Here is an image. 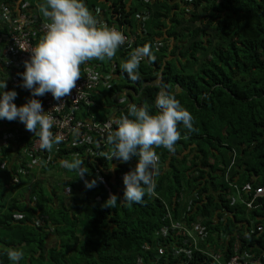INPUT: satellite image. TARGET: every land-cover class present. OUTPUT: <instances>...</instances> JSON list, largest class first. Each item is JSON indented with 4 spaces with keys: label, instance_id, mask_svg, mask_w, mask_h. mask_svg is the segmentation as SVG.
I'll return each instance as SVG.
<instances>
[{
    "label": "trees",
    "instance_id": "16d2710c",
    "mask_svg": "<svg viewBox=\"0 0 264 264\" xmlns=\"http://www.w3.org/2000/svg\"><path fill=\"white\" fill-rule=\"evenodd\" d=\"M26 3L30 9H39L45 0H0V5L13 8L21 4V9ZM84 3L98 21L126 31L130 26L129 33H134V27L139 25L136 15L143 10L149 13L148 20L140 23L142 33H136L141 47L150 45L155 62L148 57L140 62L137 81L130 80L121 66L114 73L126 78L130 92L143 93L137 106H147L151 113L157 111L155 101L160 86L165 87L192 114L196 131L188 132L181 124V139L174 152L163 147L155 149L162 164L155 190L146 194L142 202L132 204L123 200L125 186L120 176L135 167V156L126 163L119 161L113 170L111 160H90L84 149L64 148L60 143L61 149L51 164L30 171L23 146L1 147L2 155L10 160L7 167L0 163V264H12L7 250L20 247L24 258L19 264H139L140 260L142 264H180L185 257L174 259L172 252L158 258L162 237L159 233L166 223L163 201L176 200L179 205L182 195L191 196L195 191L205 194L206 202L191 218L201 216L207 225H212V213L223 199V195L214 192L230 191L233 183L252 182L264 187V0ZM157 39L163 46H155ZM117 51L125 63L130 53ZM95 63L101 64L104 73L112 68L106 59ZM157 77L162 79L160 84ZM112 85V89L100 88L106 101L92 98V111L102 123L110 119L111 106L118 113L115 119L128 115L126 105L112 101L113 92L122 84L114 80ZM11 127V122L0 119V136ZM92 136L100 140L96 133ZM24 139L30 140L29 135ZM109 149L112 150L111 145ZM15 154L22 155L19 159L26 157L24 163L17 164ZM73 159L84 161L89 171L86 180L96 178L98 170L106 175L112 194L118 197L114 208L105 206L109 193L101 182L96 179V186L88 189L76 171L64 170L65 178L59 177L55 186H46L43 176L51 174L57 162ZM21 166L25 170H20ZM114 174L116 181L111 182ZM63 185L71 187L70 198L62 194ZM97 193L102 196L101 201L95 199ZM260 213L264 215L263 211ZM17 214L23 218L17 219ZM174 216L178 218L176 211ZM228 225L214 227L237 228L232 220ZM51 233L66 239L51 246ZM170 241L174 243L171 235Z\"/></svg>",
    "mask_w": 264,
    "mask_h": 264
},
{
    "label": "clouds",
    "instance_id": "9594fccd",
    "mask_svg": "<svg viewBox=\"0 0 264 264\" xmlns=\"http://www.w3.org/2000/svg\"><path fill=\"white\" fill-rule=\"evenodd\" d=\"M39 11L46 20L45 33L28 51L30 58L24 61L25 70L19 74L21 87L30 91L31 98L18 107L13 102L17 92L4 91L6 81L0 82V119H18L27 131L39 137L41 149L51 151L64 137L53 134V117L36 97L51 93L55 100L62 101L70 96L81 78V65L91 60L112 59L124 44L125 37L114 27L98 21L84 0H45ZM144 57L155 62L148 44L132 51L122 64L130 80L140 79L138 69ZM90 78L96 79V76ZM155 107L157 111L151 113L147 106L129 104L128 115L111 122L114 129L111 124L106 126V142L112 150L104 158L126 163L133 156L138 157L135 167L123 175V200L129 204L142 202L146 194L151 195L155 190L153 177L160 161L155 149L163 147L174 152L175 144L181 139L178 127L181 124L188 132L196 131L192 114L163 86H160ZM78 134V129H73V135ZM60 165L76 171L80 179L89 172L82 159L62 160ZM96 182V178L84 179L88 189L96 186ZM117 200V195L110 194L105 206L114 208ZM7 258L12 264H19L24 252L19 248L8 249Z\"/></svg>",
    "mask_w": 264,
    "mask_h": 264
},
{
    "label": "built area",
    "instance_id": "2783aa9c",
    "mask_svg": "<svg viewBox=\"0 0 264 264\" xmlns=\"http://www.w3.org/2000/svg\"><path fill=\"white\" fill-rule=\"evenodd\" d=\"M30 7L26 3L19 14H15L10 5H0V24H6L8 27L5 33L0 34V72L13 71L15 75L11 85L14 89L22 88V77L19 74L25 70L24 61L30 58L28 51L37 44L38 37L45 33L46 20L39 13L37 7L32 9ZM149 16L145 10L136 15L140 23L146 22ZM110 27H114L125 37L124 44L118 49L131 53L137 48H141L139 34L129 33L118 26ZM142 31L141 29L139 32L142 33ZM155 46L161 47L163 44L156 40ZM92 61L87 62L84 75L77 81V87L70 96L63 98L62 101H57L51 93H46L38 99L41 101L43 109L49 111L53 117L54 124L51 129L53 134L59 133L64 137L61 142L64 148L84 149L88 159L96 160L97 158L103 159L105 154L111 152L110 145L103 139L107 134V125L111 124L112 128H115V125L111 123L115 118L103 123L95 120L91 115H89L90 120L88 121L78 119L83 108L95 105L92 94L101 86L109 84V78L104 76L101 71L102 66L95 63V60ZM92 75H95L96 79H91ZM73 129H78L79 134L73 135ZM92 133H96L100 140H95ZM19 145L25 148V156H29L27 162L29 168L46 163L51 164L52 158L61 149L58 145H55L51 151L41 149L39 137L28 144L18 129L8 130L0 137V147L15 148ZM25 158L20 159L21 163H24ZM111 162L112 168L115 170L119 160L113 158ZM161 165L160 159L158 172ZM96 174L97 181L105 186L109 195L112 194V188L106 175H103L99 170ZM157 174L153 177L154 183ZM123 175L124 173L120 176L122 181ZM115 181L116 175L114 174L111 182ZM66 192L71 194V187L67 188ZM216 194L223 195V199L219 201V207L212 213L211 218L214 222L212 225H207L201 216L191 218L198 207L204 204L205 194L195 191L191 196L183 198L184 203L180 202L177 208L173 207L174 211H171L165 203L166 223L159 233L160 236L162 234L158 252L159 259L165 253L172 252L175 256L174 259L185 257L180 264H264V215L260 213L264 212V187L254 186L249 182L242 185L233 183L230 191H218ZM95 199L101 201L102 196L97 193ZM175 211L178 218L174 216ZM20 218L22 217H17V219ZM231 220L237 224V228L216 230L214 227L219 224L228 227ZM37 225H40L39 221ZM170 235L174 243L170 241ZM178 239L182 240L187 247H183ZM195 259H197L196 262ZM159 262L157 260V263ZM139 264H142L141 260ZM164 264H168V262Z\"/></svg>",
    "mask_w": 264,
    "mask_h": 264
},
{
    "label": "crops",
    "instance_id": "0c3cea01",
    "mask_svg": "<svg viewBox=\"0 0 264 264\" xmlns=\"http://www.w3.org/2000/svg\"><path fill=\"white\" fill-rule=\"evenodd\" d=\"M132 4V0H128V5H131ZM21 5V4H20ZM20 5L19 4H17V6L16 7H12V9L14 10V13L15 14H19V11L21 10V7H20ZM39 13L41 14V12L39 11ZM42 15V14H41ZM136 22L139 24L138 26H136V27H134V29L133 30H135L134 31V33H132V34H137L136 32H139L142 28H141V26H140V22L136 19ZM1 28V33L0 34H2V33H5L7 30H8V27L6 26V24H2V26L0 27ZM131 29H132V27H131ZM128 30H130V26L128 27ZM127 30V31H128ZM129 32V31H128ZM40 38H42V36H40V37H38V39H40ZM157 40H159V41H161L160 39H157ZM144 58H146V57H144ZM144 58H143V60H144ZM108 60V63L107 64H109V63H111V67L112 68H110L111 70L109 71V72H105L104 73V71H103V74H104V76H106V77H108L109 78V84L108 85H103V86H101V89H102V87H105V88H107V89H112V88H114L115 86L114 85H112V82L114 81V80H116L118 83L120 82L121 84H122V88H120V89H116V91L115 92H113V96H112V101L113 102H116L117 104H124V105H127V103L130 101L131 103L130 104H133L134 103V101H135V99H136V96H137V94H133L132 92H130L129 90V87L130 86H128L129 84L127 83V81H126V78L125 77H123V75H119L118 73H114V70L115 69H113V67L115 66V68H117V67H119V66H121L122 67V64H124V60L120 57V54H119V52L117 51L116 52V55L112 58V59H107L106 58V61ZM92 61V60H91ZM96 62H97V60H95ZM110 61V62H109ZM92 62H94V61H92ZM100 64V63H99ZM101 65V64H100ZM87 66V63H85V64H82L81 65V76H83L84 75V68ZM14 73H13V71H9V73H6V72H0V82H4V81H6V84H7V87H6V89H4V91H11V90H15L16 92H17V97L15 98V100L13 101L18 107L19 106H21V105H23V104H25L26 102H27V100L28 99H30L31 98V93H30V91L28 90V89H25V88H19V89H14L13 87H12V85H11V82H12V79H13V77H14ZM156 82L157 83H159V82H161L162 81V79L161 78H159V77H157L156 79ZM115 85H116V83H114ZM160 84V83H159ZM98 90H100V88L98 89ZM96 91V92H94L93 94H92V98L93 97H100L102 100H105V96H104V94H102V91L100 90V91ZM0 91H2V89H0ZM129 93H131V94H129ZM104 96V97H103ZM37 99L39 98V97H36ZM94 100V99H93ZM106 101V100H105ZM129 106V105H128ZM127 106V107H128ZM92 108L93 107H85V108H83L82 110H81V112L79 113V118H80V120H83V121H88V120H90V118H89V115H91V116H94L93 118H95V120H97V121H99V119L96 117V115L94 114V112L92 111ZM110 110H111V114H110V116L108 117V118H116V116H117V110H116V108H114L113 106H111L110 107ZM109 112V111H108ZM99 122H101V121H99ZM12 128V129H11ZM10 129L11 130H16V129H18V130H20L21 131V133L23 134V136L25 137V136H27V135H29V137H30V140H31V142L35 139L34 138V136H37V135H35L34 133H32V132H29V131H27L26 130V128H25V125L23 124V123H21L20 121H18V124L16 125V120L15 121H13L12 122V127H11ZM9 129H6V131H8ZM6 131H2V133L4 134V133H6ZM29 133V134H28ZM2 135V134H1ZM1 137V136H0ZM37 138H38V136H37ZM25 140V139H24ZM30 140H28L29 142H30ZM28 141H26L25 140V142L26 143H28V144H30ZM18 147V146H17ZM17 147H15V148H17ZM19 147L21 148V145H19ZM2 149H1V147H0V159H1V161H0V163L2 164V167H7L8 165V161L10 160L8 157L7 158H5V156L4 155H2ZM25 156V155H24ZM160 156V155H159ZM5 158V159H4ZM13 158H15L14 159V161H16L17 162V164H20V162H21V160L19 159V154H15L14 155V157ZM4 159V160H3ZM3 161V162H2ZM57 165H55V166H53V167H56V168H54V169H51L52 171H51V174H46V175H44L43 177H44V179H45V184H46V186H48V187H50V186H55L56 185V182H57V180H58V178L57 179H55L54 178V176H57V175H60V174H62V176H60V177H63V178H65V176H64V174H65V172H64V170H67L66 168H64V167H62L61 165H60V162H57L56 163ZM44 166L45 165H41V166H37V167H32V168H28L30 171H34L35 169H37V170H41V169H43L44 168ZM160 169V168H159ZM20 170H25L24 169V166H21V169ZM158 180V174H157V176H156V181ZM156 181H155V184H156ZM252 183V182H251ZM253 184V183H252ZM67 188H69V185H63L62 187H61V189H62V194L64 195V197H68V198H70L72 195L70 194V193H67L66 192V189ZM220 191H222L221 189H219ZM60 192V191H59ZM210 193H212V188L210 189ZM215 193H217V192H215ZM183 196V198L185 199L186 197H187V194H185V195H182ZM164 202V205H165V203H166V205H167V207L171 210V211H174L173 210V207H176L177 208V206H178V204H177V201L176 200H173V202H171V203H169V202H166V201H163ZM181 202L182 203H184V200L182 201L181 200ZM172 205V206H171ZM172 207V208H171ZM20 214V213H19ZM19 214H17V215H19ZM19 216H21L22 218H23V215H19ZM22 218H20V219H22ZM80 229V228H79ZM79 232V231H78ZM79 235H80V233H78ZM82 234V233H81ZM80 236H84L83 234L82 235H80ZM50 238H49V242H50V245L51 246H53L54 245V243L55 242H59L60 240H61V238H63V237H60V236H58V235H55V234H53V233H51V236H49ZM63 239H66L65 237L63 238ZM49 245V248H51V246ZM19 249H23L22 247H20Z\"/></svg>",
    "mask_w": 264,
    "mask_h": 264
},
{
    "label": "rangeland",
    "instance_id": "374dc122",
    "mask_svg": "<svg viewBox=\"0 0 264 264\" xmlns=\"http://www.w3.org/2000/svg\"><path fill=\"white\" fill-rule=\"evenodd\" d=\"M141 94H143V93H141V91H140V92H138V94H137V96H136V99H135V102H134L136 105H138L137 103H138L139 100H140V96H141ZM130 103H131V102L129 101V102L127 103L126 106H128ZM60 176H62V174L57 175V176H54V178L57 179V178H59ZM55 191H56V193H58V194L60 193L57 189H55Z\"/></svg>",
    "mask_w": 264,
    "mask_h": 264
}]
</instances>
